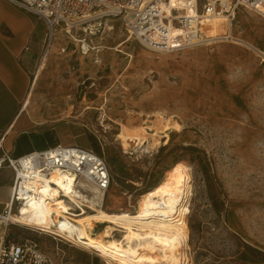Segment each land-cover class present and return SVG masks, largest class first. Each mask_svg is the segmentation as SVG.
Instances as JSON below:
<instances>
[{
  "label": "rangeland",
  "instance_id": "rangeland-1",
  "mask_svg": "<svg viewBox=\"0 0 264 264\" xmlns=\"http://www.w3.org/2000/svg\"><path fill=\"white\" fill-rule=\"evenodd\" d=\"M4 1L16 11L0 16V33L13 35V17L37 21L42 30L32 77L52 45L26 109L45 120L85 123L97 135L102 152L90 138L79 142L108 164L106 208L135 210L142 194L188 159L189 264H264V18L243 9L230 40L223 38L224 26L211 43L166 51L132 34L120 16L88 21L51 40L42 18ZM122 43L135 56L126 72L129 56L116 51ZM107 96L106 113L138 131L144 127L148 149L122 137L121 126L103 109ZM112 226L101 221V229L89 232L105 241L120 237ZM28 229L16 225L12 231L36 240L60 264H107L74 242Z\"/></svg>",
  "mask_w": 264,
  "mask_h": 264
},
{
  "label": "bare ground",
  "instance_id": "bare-ground-1",
  "mask_svg": "<svg viewBox=\"0 0 264 264\" xmlns=\"http://www.w3.org/2000/svg\"><path fill=\"white\" fill-rule=\"evenodd\" d=\"M168 4L167 2L162 5V16L169 21L167 44L156 46L158 50L169 51L184 44V36H179ZM224 21V18L217 16H208L203 20L198 17L195 23L192 22L190 30H196L198 34L201 32L208 34L207 36L220 37V31L223 29L221 23ZM222 43L216 42L218 47L222 46ZM122 45L124 43L119 45L116 51L129 56L126 72L132 67L135 56L122 49ZM51 55V50H46L42 55L22 109H26L30 103L42 69ZM123 74L119 76L118 81L124 78ZM109 102L107 96L103 106L105 113ZM106 115L116 122L109 114ZM159 118L162 121L164 115ZM116 123L121 126L123 138L136 142L139 148H149L148 132L144 127L138 131L126 123ZM191 169L188 159L176 162L167 170L161 182L142 194L138 206L133 211L124 208L107 209V191H100L95 185L82 181L75 173L55 169L52 172L55 186L50 188L44 185L41 198L29 200L22 207L21 214L13 215L12 219L27 225L55 230L70 242L96 253L107 264H189L191 257L186 250L190 240L188 215L191 213ZM46 196L50 200H47ZM75 205L81 210L75 211ZM85 207L94 212H88ZM101 221L113 224L115 227L111 228L120 231L122 235L107 241L101 235H91L89 230L101 229Z\"/></svg>",
  "mask_w": 264,
  "mask_h": 264
},
{
  "label": "built area",
  "instance_id": "built-area-1",
  "mask_svg": "<svg viewBox=\"0 0 264 264\" xmlns=\"http://www.w3.org/2000/svg\"><path fill=\"white\" fill-rule=\"evenodd\" d=\"M23 9L42 18L50 30L52 40L59 33L66 34L84 23L107 16H120L132 34L156 48L167 44L168 19L162 16V5L169 3L179 36H184L172 51L201 43H211V36L190 30L192 22L208 16L224 18L227 26L223 38H232L231 28L243 9H252L264 18V0H11ZM199 35V37H198ZM202 37V38H201ZM210 38V39H209ZM218 39L219 37H215ZM181 40V39H180ZM229 43V42H223ZM50 46V42L47 47ZM48 50V48H47ZM169 50V51H171ZM87 53L88 49H83ZM8 165L14 172L11 200L0 220L10 225H26L31 231L48 234L55 239L64 236L52 229L32 226L15 221L13 215L21 214L22 207L32 199L41 198L44 185L55 186L52 172L61 169L75 173L82 181L108 191L111 174L104 157L96 151L79 145L56 144L36 150L21 157L0 155V168ZM63 195V193H61ZM47 200H50L46 196ZM81 210V208H78ZM67 240V239H66ZM0 264H60L51 251L29 237L10 236L6 232L0 244Z\"/></svg>",
  "mask_w": 264,
  "mask_h": 264
},
{
  "label": "crops",
  "instance_id": "crops-1",
  "mask_svg": "<svg viewBox=\"0 0 264 264\" xmlns=\"http://www.w3.org/2000/svg\"><path fill=\"white\" fill-rule=\"evenodd\" d=\"M14 10L6 1L0 0V16H9ZM18 14L21 15L20 12ZM9 22L13 26H10L13 35L0 33V155L17 158L56 144L82 146L79 139L84 137L99 143L102 152V143L87 124L68 118L45 120L22 109L33 80L31 71L40 52L42 30L37 21L26 22L13 17ZM51 48L52 45L48 50ZM13 181V170L3 165L0 168V215L11 200ZM14 226L6 227L0 220V244L6 232L10 236L15 235L12 231Z\"/></svg>",
  "mask_w": 264,
  "mask_h": 264
},
{
  "label": "trees",
  "instance_id": "trees-1",
  "mask_svg": "<svg viewBox=\"0 0 264 264\" xmlns=\"http://www.w3.org/2000/svg\"><path fill=\"white\" fill-rule=\"evenodd\" d=\"M101 155V153H99ZM14 236H17V235H14Z\"/></svg>",
  "mask_w": 264,
  "mask_h": 264
}]
</instances>
